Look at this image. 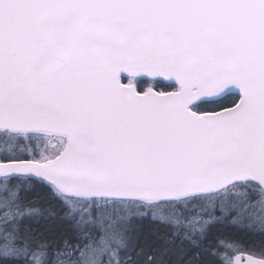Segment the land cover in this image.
<instances>
[{
	"label": "snow or ice",
	"instance_id": "6c2138e0",
	"mask_svg": "<svg viewBox=\"0 0 264 264\" xmlns=\"http://www.w3.org/2000/svg\"><path fill=\"white\" fill-rule=\"evenodd\" d=\"M0 264H264V0H0Z\"/></svg>",
	"mask_w": 264,
	"mask_h": 264
}]
</instances>
